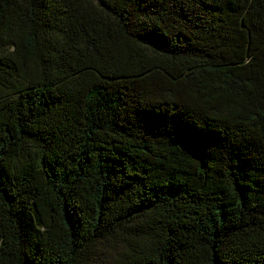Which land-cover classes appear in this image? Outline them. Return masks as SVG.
Here are the masks:
<instances>
[{"label": "trees", "instance_id": "obj_1", "mask_svg": "<svg viewBox=\"0 0 264 264\" xmlns=\"http://www.w3.org/2000/svg\"><path fill=\"white\" fill-rule=\"evenodd\" d=\"M0 264H264V0H0Z\"/></svg>", "mask_w": 264, "mask_h": 264}]
</instances>
